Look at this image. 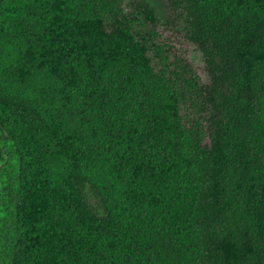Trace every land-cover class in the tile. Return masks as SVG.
<instances>
[{
	"label": "trees",
	"instance_id": "trees-1",
	"mask_svg": "<svg viewBox=\"0 0 264 264\" xmlns=\"http://www.w3.org/2000/svg\"><path fill=\"white\" fill-rule=\"evenodd\" d=\"M0 0V264H264V0Z\"/></svg>",
	"mask_w": 264,
	"mask_h": 264
},
{
	"label": "rangeland",
	"instance_id": "rangeland-1",
	"mask_svg": "<svg viewBox=\"0 0 264 264\" xmlns=\"http://www.w3.org/2000/svg\"><path fill=\"white\" fill-rule=\"evenodd\" d=\"M146 2L154 9V11H161L160 0H146Z\"/></svg>",
	"mask_w": 264,
	"mask_h": 264
}]
</instances>
